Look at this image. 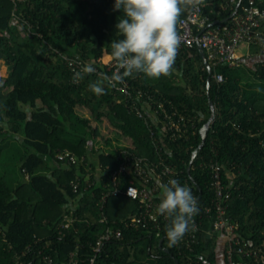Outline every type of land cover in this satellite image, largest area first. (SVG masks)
Here are the masks:
<instances>
[{
  "label": "trees",
  "instance_id": "1",
  "mask_svg": "<svg viewBox=\"0 0 264 264\" xmlns=\"http://www.w3.org/2000/svg\"><path fill=\"white\" fill-rule=\"evenodd\" d=\"M205 1L207 13L217 11L224 3ZM238 1L220 19L229 18ZM114 2L0 0V61L10 68L7 77L0 76V164L3 161V171L13 159L18 160L24 178L12 187L0 174V264H42L44 255H51L56 264H61L78 248L83 264H90V243L95 242L100 230L102 212L112 223L140 211V204L123 194L108 196L104 202L102 199L108 191L105 182L120 165L121 152L157 160L150 127L112 87L105 84L103 95L89 90V83L98 78L96 72L88 74L80 85L74 84L64 59H80L102 69L99 60L111 55V41L123 38L115 29L123 12L113 10ZM247 4L248 0H243L242 5ZM14 13L28 35L27 43L20 41V30L11 26ZM186 15L187 11L178 19ZM252 52V58L245 59L244 65L256 59L254 55H264L255 48ZM255 67L260 88L255 83L243 84L241 69L221 67L219 71L226 78L223 85L212 79L210 94L216 119L190 172L193 154L202 144L201 129L212 114L209 72L198 47L176 56L172 78H149L142 73L135 74V79L125 78L136 89L150 91L156 101L169 100L196 117V136L166 142L170 150L165 147L163 152L168 163L183 171L177 181L182 186L186 184L195 197L200 196L199 213L175 246L169 247L166 239L165 226L169 222L160 237L128 230L122 240L105 245L95 264H177L176 260L180 264H227L226 241L223 239L221 260L215 237L208 234L214 214L207 211L214 206L213 178L207 166L212 158L223 167L231 220L241 225L240 234L244 237L256 243L264 240V62H255ZM144 112L161 138L162 125L152 119L147 105ZM102 129H108L109 134ZM15 133L19 135L14 136ZM10 139H18L24 150L18 148L16 155L7 158L5 143ZM94 143L98 147L97 160L90 162L89 148ZM64 150L84 157L85 162H60L57 154ZM129 180L130 177L125 178V187ZM76 181L81 183L77 192L72 185ZM160 198L156 200L160 202ZM72 212L83 222L79 232L62 237L58 226ZM196 223L200 226L199 241L188 249L183 240ZM144 240L150 245L133 259L132 249ZM142 256L148 260L143 262Z\"/></svg>",
  "mask_w": 264,
  "mask_h": 264
},
{
  "label": "built area",
  "instance_id": "2",
  "mask_svg": "<svg viewBox=\"0 0 264 264\" xmlns=\"http://www.w3.org/2000/svg\"><path fill=\"white\" fill-rule=\"evenodd\" d=\"M235 2L236 0H224L220 9L207 13V5L204 0L202 6L187 11L186 16L177 20V32L180 37L177 55L201 45L213 70L212 79L218 85H223L226 82L225 75L219 71L221 67L242 68L243 61L252 57L253 48L257 49L259 54H264V0H248V4L241 5L239 12L233 18L223 22L220 17L223 12L231 11ZM217 20L220 21L218 24L209 27ZM11 26L17 27L21 34L26 33L16 13L13 14ZM243 47L247 48V53L241 51ZM64 59L73 78L75 73L86 64L80 59L68 56H64ZM99 62L102 69L95 68L98 75L103 72L111 76L116 70L115 61L112 59L106 62L102 58ZM86 76L88 74L78 81L73 79V83L80 85ZM135 78H137L135 75L131 77V79ZM112 88L131 103L133 110L140 118L146 119V123L150 127L152 142L157 151V160L121 152L120 165L111 172L110 181L105 182L104 186L108 191L104 194L102 201L104 202L108 196L123 194L132 201L138 202L140 211L131 218L112 223L105 212H102L99 221L100 230L97 232L95 242L90 243L93 250V255L89 259L90 264L96 263L107 243L122 240L125 231H142L149 235L161 236L164 225L169 221L156 213V207L159 204L156 198L161 196L159 183H167L171 179L177 180L183 173L176 165L165 160L163 150L165 147L170 150L168 144L175 142L178 138L185 137L186 140H189L191 136H196L197 131L196 117H191L189 110H180L169 100L156 101L154 94L143 89H136L127 79ZM145 103L152 119L162 125L161 138L157 136L153 125L145 117L146 105L143 106ZM57 159L70 165L85 162L84 157L79 158L69 150L59 152ZM207 166L212 174V190L214 191V206L207 210L214 213L212 228L208 234L215 238L222 237L226 241L227 264H245V261L251 264H264V240L256 243L241 235V225L233 222L229 216L227 204L229 195L225 192L222 165L216 158H212ZM127 177H130V180L129 185L125 187V178ZM72 185L75 192L81 187L80 181L73 182ZM103 208L104 205H102ZM82 222L75 212L66 214L58 226L60 236L65 237L72 231L79 232L78 227ZM199 229L200 226L197 223L194 224L191 233L183 240L188 249H192L193 244L199 241ZM261 233L264 235V230ZM237 257H240L241 260H238ZM41 262L42 264H56L51 255H44ZM83 262L84 260L80 257V248H78L76 252L69 255L66 262L61 264H83Z\"/></svg>",
  "mask_w": 264,
  "mask_h": 264
},
{
  "label": "clouds",
  "instance_id": "3",
  "mask_svg": "<svg viewBox=\"0 0 264 264\" xmlns=\"http://www.w3.org/2000/svg\"><path fill=\"white\" fill-rule=\"evenodd\" d=\"M203 3L204 0H115L113 10L123 12V18L115 25L117 34L123 38L110 43L116 70L111 76L99 73L98 78L89 83V90L103 95L105 84L115 87L126 77L139 73L156 79L171 75L180 45L177 20L182 13ZM95 72L91 64H84L73 79L82 80L85 74ZM159 187L161 198L156 213L169 221L165 232L168 245L172 247L189 230L190 220L199 213V206L192 190L176 179L159 183Z\"/></svg>",
  "mask_w": 264,
  "mask_h": 264
},
{
  "label": "rangeland",
  "instance_id": "4",
  "mask_svg": "<svg viewBox=\"0 0 264 264\" xmlns=\"http://www.w3.org/2000/svg\"><path fill=\"white\" fill-rule=\"evenodd\" d=\"M27 34H20L19 39L21 42L27 43L28 39L27 38ZM241 51L243 53H247V48L243 47L241 49ZM253 53V52H252ZM256 59L251 60L249 63H246L245 65L242 66L241 69V79H242V83L246 84V83H255L257 88H260V83L257 80V75H255V70L257 67H255V62H264V55H257V56H253ZM252 58V57H251ZM105 59V58H104ZM105 61V60H104ZM10 73V68L8 65H6L5 61H0V76L1 77H7ZM170 78H172V73L171 75H169ZM179 80V79H178ZM103 131H105L106 133L109 134V130L108 129H102ZM18 133H15L14 136H18ZM111 136V135H110ZM105 145H101V147H103ZM18 148L20 149V151L24 150L18 142V139H10L9 141H7V143H5V154L7 158L11 157L13 154H17L19 152ZM90 150V154H91V159L90 162H94L97 160V150L98 147L95 145V143L89 148ZM14 155V157H16ZM56 165V164H55ZM2 167H3V161L0 164V174H4L5 178L7 179L8 183L10 184V186L14 187L16 185V183L18 181H23L24 178L22 176V174L20 173V163L18 162V160L13 159L12 162H10L9 166L5 167L4 170L2 171ZM91 167H89L90 169ZM3 172V173H2ZM111 208H113V205H111ZM150 245V243L147 240L141 241L135 248L132 249V257L133 259L140 257L141 256V250L144 248H147ZM154 253L157 252L156 249V245L154 246ZM142 261L145 262L146 260H148L147 257L142 256Z\"/></svg>",
  "mask_w": 264,
  "mask_h": 264
},
{
  "label": "water",
  "instance_id": "5",
  "mask_svg": "<svg viewBox=\"0 0 264 264\" xmlns=\"http://www.w3.org/2000/svg\"><path fill=\"white\" fill-rule=\"evenodd\" d=\"M242 2H243V0H239L238 1L237 6H236V9L233 12V14L229 18L223 20V22H227L230 18H233L239 12L240 7L242 5ZM219 22L220 21L217 20V21L213 22L209 27H212V26L218 24ZM198 49L200 51L201 57L203 59V62H204L205 66H206V68H207V70L209 72V76H208V79H207V83H208L209 103H210V106H211L212 114H211V118H210L209 122L201 129L202 144L200 145L199 149L196 150L194 152V154H193L192 161H191L190 167L188 169L189 172L191 171V166L194 163V161L196 160V157H197V155L199 153V150L204 147V145H205V143L207 141L209 132H210L211 125L214 123V121L216 119V107H215V104H214L213 100L211 99V94H210V89H211V85H212L213 70H212V68H211V66H210V64H209V62H208V60L206 58V55H205V53H204L201 45L198 46ZM199 201H200V196L197 198V202H199ZM192 218L190 220V223L192 221ZM162 243H163V241L160 242V246H162ZM165 252L167 254H169L171 257H174L173 254L171 253V251L169 249H165ZM176 263L177 264H180L178 260H176Z\"/></svg>",
  "mask_w": 264,
  "mask_h": 264
},
{
  "label": "crops",
  "instance_id": "6",
  "mask_svg": "<svg viewBox=\"0 0 264 264\" xmlns=\"http://www.w3.org/2000/svg\"><path fill=\"white\" fill-rule=\"evenodd\" d=\"M106 57H110L111 58V55H108ZM215 240H216V243H217L216 253H217V256H219V259H221V258H223L222 255L224 254V252H223L224 251V240H223L222 237H217V238H215Z\"/></svg>",
  "mask_w": 264,
  "mask_h": 264
},
{
  "label": "bare ground",
  "instance_id": "7",
  "mask_svg": "<svg viewBox=\"0 0 264 264\" xmlns=\"http://www.w3.org/2000/svg\"><path fill=\"white\" fill-rule=\"evenodd\" d=\"M104 60H105L106 62H108V61L111 60V58H110V57H106Z\"/></svg>",
  "mask_w": 264,
  "mask_h": 264
}]
</instances>
